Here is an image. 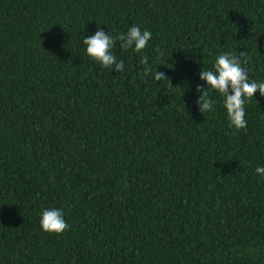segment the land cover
Wrapping results in <instances>:
<instances>
[{"label": "trees", "instance_id": "1", "mask_svg": "<svg viewBox=\"0 0 264 264\" xmlns=\"http://www.w3.org/2000/svg\"><path fill=\"white\" fill-rule=\"evenodd\" d=\"M134 25L122 72L87 55ZM228 52L264 82V0H0V264H264V97L197 103Z\"/></svg>", "mask_w": 264, "mask_h": 264}, {"label": "clouds", "instance_id": "2", "mask_svg": "<svg viewBox=\"0 0 264 264\" xmlns=\"http://www.w3.org/2000/svg\"><path fill=\"white\" fill-rule=\"evenodd\" d=\"M151 38L152 33L150 31H142L135 25L128 30L126 35L115 38L98 27L94 35H90L86 39L83 38V44L86 45L89 57L104 67L115 68L120 73L124 70V62L123 60L117 61L112 52L117 39L121 42L122 49H133L139 53L146 48ZM245 55V52H240L239 56L230 52L220 54L215 59L214 70H203L200 74V79L207 81V89L200 85L197 86L200 97L197 103L200 105L201 113L204 114L214 109L215 101L209 98L208 90H215L223 97V105L230 121L229 126L237 130L247 127V120L245 119L247 100L255 96L257 91L264 97V82L249 80L247 69L243 66L247 63L243 59ZM140 63L146 66L143 75L147 77L151 72L148 57L143 56ZM154 77L157 82L167 80L171 83L169 78L158 70L154 73ZM255 171L264 176V167H257ZM40 224L43 231L48 233L60 234L69 228L64 219L63 211L56 207L43 210Z\"/></svg>", "mask_w": 264, "mask_h": 264}]
</instances>
